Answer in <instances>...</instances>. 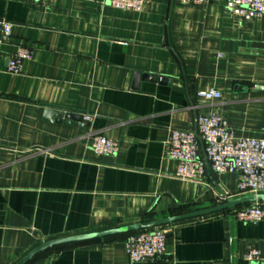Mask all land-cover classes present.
<instances>
[{"label": "crops", "instance_id": "crops-1", "mask_svg": "<svg viewBox=\"0 0 264 264\" xmlns=\"http://www.w3.org/2000/svg\"><path fill=\"white\" fill-rule=\"evenodd\" d=\"M224 3L144 0L131 12L104 0H0V20L12 24L0 63L18 46L32 54L20 74L0 72V264L53 239L238 198L239 174L207 169L205 185L185 181L167 156L170 130H195L199 114L219 115L236 137L264 139V14L243 21ZM136 75L165 82L135 84ZM211 89L219 100L197 96ZM47 110L83 119L56 122ZM97 136L114 140L115 153L95 154ZM167 230L159 260L130 262L117 235L27 264H256L244 260L251 249L264 264V217L245 223L223 211Z\"/></svg>", "mask_w": 264, "mask_h": 264}, {"label": "built area", "instance_id": "built-area-1", "mask_svg": "<svg viewBox=\"0 0 264 264\" xmlns=\"http://www.w3.org/2000/svg\"><path fill=\"white\" fill-rule=\"evenodd\" d=\"M48 1V0H42ZM51 1V0H49ZM117 10L140 12L144 0H104ZM183 5L202 6L212 0H176ZM225 9L243 21H250L264 14V0H225ZM12 24L0 20V45L6 43ZM31 50L18 46L0 72L20 74L23 63L31 59ZM197 96L215 101L221 94L214 89L197 93ZM90 120V117H84ZM167 156L177 162L175 176L181 180L205 185L206 170L215 174L237 173L240 175L236 196L264 194V139L236 137L227 123L215 113L199 114L195 130H170ZM91 149L98 155H112L117 149L114 140L97 136ZM225 202L226 199H220ZM235 220L245 223L258 222L264 217L262 203H251L231 209ZM167 225L143 229L128 235L125 251L130 262L159 260L166 254ZM258 251L251 249L244 256L249 263L258 262Z\"/></svg>", "mask_w": 264, "mask_h": 264}, {"label": "water", "instance_id": "water-1", "mask_svg": "<svg viewBox=\"0 0 264 264\" xmlns=\"http://www.w3.org/2000/svg\"><path fill=\"white\" fill-rule=\"evenodd\" d=\"M142 80H150L152 82H155L158 80L161 83L165 82V79H157L154 76H138L136 75L135 78V84L139 79ZM46 116L51 120L53 118L54 121L56 122H63L65 124H75L79 123L82 121L83 116L80 114L76 113H70V112H62V111H57V110H47L46 111ZM73 122V123H72ZM251 203H264V194L260 195H247V196H242L238 197L233 200H226L223 203H220L218 205H214L208 208L196 210V211H191L188 213H184L181 215H176V216H171V217H165L157 220H152V221H146V222H141L135 225H130L126 227H120V228H114V229H109V230H104V231H98L94 233H88V234H82V235H75L71 237H64V238H58V239H53L50 241L43 242L36 248L32 249L30 252H28L25 256H23L19 261H17L15 264H27L29 261H31L33 258H35L37 255L47 251L51 250L54 247L58 246H66V245H72V244H77V243H82V242H87V241H92V240H98L102 238H107V237H112V236H117V235H122L126 233H133L139 230L143 229H150V228H155V227H161L177 222H182L190 219H195L199 217H204L208 215H212L215 213H220L223 211H230L231 209L238 208L240 206L248 205Z\"/></svg>", "mask_w": 264, "mask_h": 264}, {"label": "trees", "instance_id": "trees-1", "mask_svg": "<svg viewBox=\"0 0 264 264\" xmlns=\"http://www.w3.org/2000/svg\"><path fill=\"white\" fill-rule=\"evenodd\" d=\"M241 207V206H240ZM239 208V207H238ZM130 234H132V233H126V234H122L123 236H128V235H130ZM119 236H121V235H119ZM92 241H94V240H92ZM87 242H90V241H87ZM82 243H84V242H82ZM86 243V242H85ZM77 244H80V243H77ZM67 246V245H66ZM59 247H62V246H58V247H54L53 249H51V250H54V249H57V248H59ZM47 251H50V250H47ZM46 252V251H45ZM44 253V252H43ZM40 255V254H39ZM38 256V255H37ZM30 262V261H29Z\"/></svg>", "mask_w": 264, "mask_h": 264}]
</instances>
